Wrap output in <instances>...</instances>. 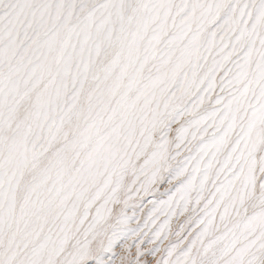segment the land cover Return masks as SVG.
<instances>
[{
    "label": "snow or ice",
    "instance_id": "obj_1",
    "mask_svg": "<svg viewBox=\"0 0 264 264\" xmlns=\"http://www.w3.org/2000/svg\"><path fill=\"white\" fill-rule=\"evenodd\" d=\"M0 264H264V0H0Z\"/></svg>",
    "mask_w": 264,
    "mask_h": 264
}]
</instances>
